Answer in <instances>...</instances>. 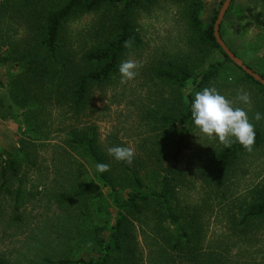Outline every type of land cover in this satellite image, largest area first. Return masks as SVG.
<instances>
[{
	"label": "rangeland",
	"instance_id": "obj_1",
	"mask_svg": "<svg viewBox=\"0 0 264 264\" xmlns=\"http://www.w3.org/2000/svg\"><path fill=\"white\" fill-rule=\"evenodd\" d=\"M61 1L40 0V14L30 26L28 18L0 13L1 53L16 63L13 68L0 66V264H93L101 258L116 210L91 159L69 147L67 140L73 133L94 136L116 180L122 182L120 196L126 198L134 187L108 149L131 148L132 162H124L130 170L140 171V165L158 170L157 151L164 148L167 156L174 152L171 127L162 128L158 119L177 115L188 95L198 92L190 82L179 88L152 79L154 69L187 62L198 72L224 63L219 78L207 87H215L234 107L244 108L255 128L263 123L254 116H264V90L225 63L218 50L199 51L192 42L188 12L193 0H141L133 24L142 45L129 49L122 60H135L137 75L122 83L118 73L108 83L92 85L84 110L76 112L70 99L75 74L85 68L84 53L103 42L94 35L101 27L107 33L113 11L69 18L53 59L34 25L59 9ZM223 2L202 0L203 25L212 24ZM221 35L248 68L264 77V0H234ZM238 90L250 93V105L236 101ZM187 129V148L177 163L184 176L175 187L173 206L190 242L173 249L176 230L168 222L163 230L156 229L157 209L151 205L129 228L122 251L106 264H264V216L242 221L244 210L264 187V144L239 153L218 180L211 162L224 143L193 125ZM154 136L163 138L160 148ZM7 160L15 162L17 173L5 171L3 186ZM148 169L140 172L144 184L156 188L157 180L145 175ZM82 190L86 192L72 201L61 200V194Z\"/></svg>",
	"mask_w": 264,
	"mask_h": 264
},
{
	"label": "trees",
	"instance_id": "obj_2",
	"mask_svg": "<svg viewBox=\"0 0 264 264\" xmlns=\"http://www.w3.org/2000/svg\"><path fill=\"white\" fill-rule=\"evenodd\" d=\"M146 1L149 2L150 0ZM233 2L234 0L231 1L227 13H229ZM140 3L141 0H62L60 2L61 7L52 12H48L47 15L44 16L42 24H40L39 21L35 23L34 26H37V30H39L40 36L42 37V47L47 52L48 57L55 59L60 49V35L63 26L69 18L78 14L96 13L103 9H111L110 11H113L112 16L108 19L111 25L107 33L104 32L103 27H101L94 35L95 38H103V42H100L95 49L84 53L81 61L85 68L82 72L78 73L77 76L75 74L70 99L76 112L84 110L91 86L110 82L113 77L118 75L119 65L125 53L131 48H137L142 45L139 33L133 24V13ZM39 4L40 0H5L4 3L0 4V13L15 14L17 18H28L30 26L33 19L40 14ZM202 11V0H193L192 6L188 12V20L189 28L192 34H194V40L192 42L200 46L199 51H202V48L207 52H209L210 49L218 50L223 55L225 63H230L244 75L246 80L264 90V86L254 81L240 68L235 66L216 43L213 34V26L218 13L214 16L212 24L203 25L200 20V13ZM221 27L222 23L219 28V34L222 38ZM126 43L130 44V47H125ZM233 54L238 57L235 52H233ZM15 64L16 63L7 55H2L0 47V66L13 68ZM223 68L224 63H214L196 72L197 67L192 68L187 62H170L167 68L159 67L154 69L152 71V79L175 84L179 88L190 82L196 92L201 91L211 82L219 78ZM260 76L264 78L262 75ZM193 98V95H188V101L182 105L183 108L177 115L171 117L162 116L158 119V121L162 122V128L165 127L170 129L171 127L174 148L172 156H167L168 153L164 148L157 151L158 156L155 157L160 166L158 168L159 172L154 167H149L148 169V166L143 165H140V171L130 170L124 162L118 161V167L123 171L121 175L128 178L134 187L128 192L126 198L120 196L118 187L121 186L120 184L122 182L120 183L118 179L116 180L115 173L112 172L114 169L109 166L108 160L98 147L97 140L94 136H87L84 134L77 135V133H73L71 138L67 140L69 147L82 150L91 159L97 174L96 177L105 188L109 189V197L116 210L115 224L111 229L109 240L104 247V253L101 258L93 264H106L113 255H117L122 251L125 238H127L130 233L129 228L139 215H143L144 209L151 205L157 209L153 212L156 229L163 230L165 222H168V224H170L169 227H173L176 230L172 231L176 232V239L172 246L173 249L181 248L184 242H190V235L183 227L181 216L176 212L173 206V199L175 187L177 183L181 181L180 179H182V176H184V171L178 168L177 163L187 148L186 137L189 133L187 127L193 125L190 116V103ZM150 114L151 112L147 111L145 118H150ZM255 131L256 136L252 147H260L264 144V119L262 126L255 128ZM154 139L156 140L155 144L158 145L156 149L160 148L163 138L154 136ZM244 150L245 148L232 140L230 147H224L216 153L214 155V160L211 162V173L214 177L218 180L223 178L238 154L242 153ZM148 161L149 160H147V164ZM97 163L107 164L109 166L108 171L104 173L97 172ZM7 164L8 166L3 168L1 173V178L4 182L2 184L3 186L5 185V171L13 176L17 173V166L14 161L7 160ZM147 169L150 171L146 172L145 175L147 178L150 177L152 181L157 180L156 188H149L144 184L145 177L141 175L140 172L146 171ZM85 192L86 190H82L74 194H61L60 196L63 201H72ZM257 193L258 197L255 198V201L249 204L244 210L243 222L249 218L264 216V187ZM168 230L169 229L166 231L169 233ZM59 263L67 262L59 261Z\"/></svg>",
	"mask_w": 264,
	"mask_h": 264
},
{
	"label": "clouds",
	"instance_id": "obj_3",
	"mask_svg": "<svg viewBox=\"0 0 264 264\" xmlns=\"http://www.w3.org/2000/svg\"><path fill=\"white\" fill-rule=\"evenodd\" d=\"M125 47H130L126 43ZM139 68L135 60H124L119 65L121 82L132 80L137 75ZM236 101L243 105L252 103L251 95L247 91L238 90ZM191 122L202 134L209 138H216L223 142L225 147H230V138L239 143L243 148L251 151L255 141V126L250 123L247 112L242 107H234L232 101L220 94L215 87H206L195 93L190 103ZM259 122L264 117L257 112L254 116ZM108 154L116 161L131 164L134 152L129 147H111ZM105 163H97L96 170L99 173L108 171Z\"/></svg>",
	"mask_w": 264,
	"mask_h": 264
},
{
	"label": "water",
	"instance_id": "obj_4",
	"mask_svg": "<svg viewBox=\"0 0 264 264\" xmlns=\"http://www.w3.org/2000/svg\"><path fill=\"white\" fill-rule=\"evenodd\" d=\"M232 0H224L221 9L218 12L216 21L213 26V34L216 43L219 45L223 53L228 57V59L238 68H240L245 74L250 76L254 81L258 82L262 86H264V78H262L257 73L253 72L251 69H249L242 60H240L238 57H236L233 52L227 47L223 39L220 37L219 34V28L220 25L230 7Z\"/></svg>",
	"mask_w": 264,
	"mask_h": 264
}]
</instances>
